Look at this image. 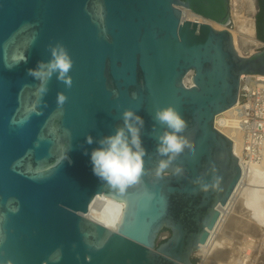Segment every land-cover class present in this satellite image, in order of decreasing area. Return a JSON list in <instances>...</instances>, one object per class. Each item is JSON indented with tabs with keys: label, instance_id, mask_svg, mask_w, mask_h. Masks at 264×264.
Listing matches in <instances>:
<instances>
[{
	"label": "water",
	"instance_id": "water-1",
	"mask_svg": "<svg viewBox=\"0 0 264 264\" xmlns=\"http://www.w3.org/2000/svg\"><path fill=\"white\" fill-rule=\"evenodd\" d=\"M183 9L230 22L229 0H0V264H194L245 170L215 117L236 104L241 75L264 76V47L242 55L230 31L186 20ZM58 42L74 62L72 86L53 74L38 100L28 69ZM21 54L27 62L15 64ZM168 105L187 120L195 151L173 162L181 175L157 178L166 157L154 137L166 126L154 115ZM128 108L144 120L147 174L120 195L93 174L90 153ZM97 195L124 203L115 229L86 217ZM162 230L169 236L159 241Z\"/></svg>",
	"mask_w": 264,
	"mask_h": 264
},
{
	"label": "clouds",
	"instance_id": "clouds-1",
	"mask_svg": "<svg viewBox=\"0 0 264 264\" xmlns=\"http://www.w3.org/2000/svg\"><path fill=\"white\" fill-rule=\"evenodd\" d=\"M50 52L51 59L49 61H38L35 68L28 69V75L40 81L35 90L38 100H42L47 93V84L53 74H56L57 79L68 88H71L73 83L69 73L73 68L74 62L67 48L58 42L55 45H50ZM13 59L15 64H19L21 61L27 62L24 54L19 57H13ZM113 94L118 95V92L113 90ZM132 97L136 99L137 93L133 92ZM67 99L68 97L64 93L57 94V106L61 110L60 115L63 114L62 109ZM33 110L35 111V106ZM154 119L158 124L166 126L162 134L154 137L157 141L156 154L160 157H166V159H159L156 162L153 175L157 178L162 177L171 168V174L179 176L183 173V167L177 164L173 168V162L186 149L189 152L195 151L192 141L184 135L188 128V122L173 105L158 108ZM122 121V126H118L114 133L96 141L99 146L90 153L93 174L109 192L120 195L125 194L130 188L142 182L143 176L147 174L144 158L148 154L141 138V130L144 127L143 118L128 108L122 112ZM68 134L70 135V133ZM93 142V137L88 135L86 143L91 145ZM208 189V184L202 186V191H207ZM12 202L10 200L9 204ZM123 208L124 205L121 202L111 201L108 203L107 210L110 213V217L104 221L107 227L116 228ZM9 210L16 213L19 211V207L18 205L9 207ZM5 219L6 216L0 213V224ZM2 240L3 233L0 232V241ZM53 258L57 260L60 258L59 251L53 254Z\"/></svg>",
	"mask_w": 264,
	"mask_h": 264
},
{
	"label": "bare ground",
	"instance_id": "bare-ground-1",
	"mask_svg": "<svg viewBox=\"0 0 264 264\" xmlns=\"http://www.w3.org/2000/svg\"><path fill=\"white\" fill-rule=\"evenodd\" d=\"M242 9L244 10V12H246L245 14L242 12ZM253 11L254 0H232L230 10V22L233 24L232 30L227 28L228 25L222 26L213 21L205 19L187 9H183L182 14L183 18L186 20L196 21L198 23H208L214 28L216 27L221 29H227L232 34L235 48L238 50L236 44V37L240 41V43L245 46H256L260 42L256 38L255 22L252 15ZM262 48L255 50L252 53L262 50ZM239 53L242 55H249L243 54L240 51ZM189 74L192 77V72H189L188 75ZM184 84L191 85L192 79L188 81L184 80ZM234 111L235 105L225 110L224 112L218 114L215 117L214 125L216 129H218L224 135L228 136L233 140V151L235 156L238 157L241 146L240 139L239 137H236L229 129V125L232 123L233 120L232 118ZM224 115H226L228 118ZM243 181H245V185L242 187L239 193L236 196H233L229 204L224 207H220V218L215 228L209 232V237L206 243L199 246V251L204 252L206 255L213 251L214 248L224 243V236L222 233L223 228L224 226L232 225V223H234V219L239 217L237 216L239 215V213H243V215L246 216L245 219L252 223V225H254L259 230L264 227V161L261 165L252 166L247 172V174L244 176ZM96 200H98L100 207L94 208L92 204L88 213L86 214V217L106 226L104 221L110 217V213L107 210V205L109 202L115 200L110 197H106L105 195H99ZM217 255L221 256V251H218Z\"/></svg>",
	"mask_w": 264,
	"mask_h": 264
},
{
	"label": "built area",
	"instance_id": "built-area-1",
	"mask_svg": "<svg viewBox=\"0 0 264 264\" xmlns=\"http://www.w3.org/2000/svg\"><path fill=\"white\" fill-rule=\"evenodd\" d=\"M261 42L264 43L262 40ZM232 119L229 129L240 139V153L237 158L244 164L245 170L227 204L245 185L243 178L249 169L264 161V76L241 75ZM98 197L99 195L94 198L90 206L93 204L94 208L100 207L96 200Z\"/></svg>",
	"mask_w": 264,
	"mask_h": 264
},
{
	"label": "rangeland",
	"instance_id": "rangeland-1",
	"mask_svg": "<svg viewBox=\"0 0 264 264\" xmlns=\"http://www.w3.org/2000/svg\"><path fill=\"white\" fill-rule=\"evenodd\" d=\"M231 5L232 0H229L230 21ZM258 9V0H254V11L252 12V15L255 22L256 38L258 41H260L259 44L256 46L242 45L235 35L238 50L244 54H251L253 51L264 47V43H262L257 36L256 24L258 19ZM242 12L244 14L246 13L243 9ZM227 28L232 30L233 24L229 22ZM190 79L191 76L189 74L184 80L188 81ZM224 116L227 117L226 115ZM237 216L239 217L234 219V223H232V225L224 226L222 231L224 243L222 245L217 246L207 255L199 250L193 254L192 260L195 262V264H264V227L259 230L254 225H252V223L245 219L246 216H244L243 213H239ZM168 236L169 232L167 230H162L158 239L159 241H162ZM218 251H221V256L217 255Z\"/></svg>",
	"mask_w": 264,
	"mask_h": 264
},
{
	"label": "trees",
	"instance_id": "trees-1",
	"mask_svg": "<svg viewBox=\"0 0 264 264\" xmlns=\"http://www.w3.org/2000/svg\"><path fill=\"white\" fill-rule=\"evenodd\" d=\"M256 27H257V36H258V39H260V40L263 41V38H262L261 33H260V16H259L258 19H257ZM192 261H193V260H192ZM193 263L195 264L194 261H193Z\"/></svg>",
	"mask_w": 264,
	"mask_h": 264
},
{
	"label": "flooded vegetation",
	"instance_id": "flooded-vegetation-1",
	"mask_svg": "<svg viewBox=\"0 0 264 264\" xmlns=\"http://www.w3.org/2000/svg\"><path fill=\"white\" fill-rule=\"evenodd\" d=\"M258 5H260V1L258 0ZM261 15L260 8L258 9V17ZM242 53V52H241ZM244 54V53H243Z\"/></svg>",
	"mask_w": 264,
	"mask_h": 264
}]
</instances>
